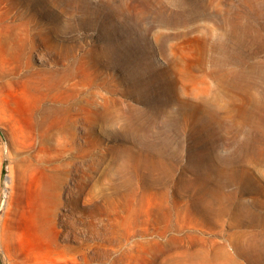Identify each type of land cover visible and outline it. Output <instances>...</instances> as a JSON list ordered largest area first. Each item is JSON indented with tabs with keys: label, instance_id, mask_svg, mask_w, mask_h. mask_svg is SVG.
I'll return each instance as SVG.
<instances>
[{
	"label": "rangeland",
	"instance_id": "374dc122",
	"mask_svg": "<svg viewBox=\"0 0 264 264\" xmlns=\"http://www.w3.org/2000/svg\"><path fill=\"white\" fill-rule=\"evenodd\" d=\"M258 29L241 0H0V264H264V100L227 80Z\"/></svg>",
	"mask_w": 264,
	"mask_h": 264
},
{
	"label": "bare ground",
	"instance_id": "6f19581e",
	"mask_svg": "<svg viewBox=\"0 0 264 264\" xmlns=\"http://www.w3.org/2000/svg\"><path fill=\"white\" fill-rule=\"evenodd\" d=\"M241 4L249 10L250 14L255 18V21L264 18V0H241ZM245 17H248V13L244 12L242 9H238L233 15L228 16L224 20L229 29L243 40H246L249 37V32L246 28L243 29V32L241 31L242 26L240 23ZM256 34L255 37L260 36V29H258ZM262 34L264 35V33ZM242 65V68H235L232 73H228V82L241 88L247 87L248 89H253L258 94V96L264 100V61H256L251 63L244 62ZM197 71L198 68L191 67L186 72V74L187 76L194 78L197 76ZM260 111L264 113V104Z\"/></svg>",
	"mask_w": 264,
	"mask_h": 264
}]
</instances>
